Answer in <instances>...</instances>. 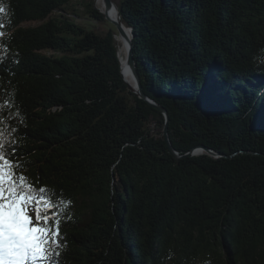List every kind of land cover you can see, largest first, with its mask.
Returning <instances> with one entry per match:
<instances>
[{
    "label": "trees",
    "instance_id": "16d2710c",
    "mask_svg": "<svg viewBox=\"0 0 264 264\" xmlns=\"http://www.w3.org/2000/svg\"><path fill=\"white\" fill-rule=\"evenodd\" d=\"M0 6V130L71 201L59 264H264V0L116 4L173 149L221 155L179 160L95 0Z\"/></svg>",
    "mask_w": 264,
    "mask_h": 264
},
{
    "label": "snow or ice",
    "instance_id": "6c2138e0",
    "mask_svg": "<svg viewBox=\"0 0 264 264\" xmlns=\"http://www.w3.org/2000/svg\"><path fill=\"white\" fill-rule=\"evenodd\" d=\"M15 153V138L6 141L0 130V264H59L66 248L61 223L72 218L63 215L71 201L57 199L46 186L37 188Z\"/></svg>",
    "mask_w": 264,
    "mask_h": 264
},
{
    "label": "water",
    "instance_id": "95a60500",
    "mask_svg": "<svg viewBox=\"0 0 264 264\" xmlns=\"http://www.w3.org/2000/svg\"><path fill=\"white\" fill-rule=\"evenodd\" d=\"M103 4H104V7H105V10L106 12H109L111 10V8L113 7V5H115L113 3L112 0H103ZM116 9H117V6H116ZM105 20L108 21L109 23H111L118 35H120V37L122 38H126L127 37V33L126 31L129 32V37H128V42H127V47H128V50H127V60H126V67L128 70L131 71L132 73V77H133V80L135 82V87H131L127 82L126 80L124 79L123 75V79L126 83V85L128 86L129 90L131 92H133L137 97H139L140 99H142L143 101H145L148 105H150L151 107H153L154 109L160 111L164 118H165V123H164V127H163V136H164V140L166 142V145H167V148H168V151L169 153L177 160L181 159V158H185V157H190V156H194V155H199L198 153L199 152H203V154H206L212 158H219L221 157L220 154L208 149L207 147L205 146H197L195 147L193 150H191L190 152H188L187 154H184V155H180L178 152H176L171 143H170V140H169V135H168V121H169V118H168V114L166 112V110L158 105L157 103L153 102L151 99H149L147 96L144 95L143 93V89H142V85H141V82H140V78H139V75H138V72L136 70V66H135V60H134V54H133V43H132V38H133V34L131 33V29L129 28H126L121 20H120V16H119V13H118V9H117V15H118V19L115 21L113 19H111L107 14H104L102 13ZM121 74H122V71H121Z\"/></svg>",
    "mask_w": 264,
    "mask_h": 264
},
{
    "label": "bare ground",
    "instance_id": "6f19581e",
    "mask_svg": "<svg viewBox=\"0 0 264 264\" xmlns=\"http://www.w3.org/2000/svg\"><path fill=\"white\" fill-rule=\"evenodd\" d=\"M95 5L97 9L102 11L104 14H107L111 19L115 21L118 19L116 5H113V7L111 8L109 12H106L104 4H103V0H95ZM126 33H127L126 38H122V37L117 38V41L120 43V47L118 50V57H119L121 65L124 67V73H123V70L121 69L124 79L131 87H135V82L133 80L132 73L130 70L127 69L126 64H125L127 60V50H128L127 42H128L129 32L126 31Z\"/></svg>",
    "mask_w": 264,
    "mask_h": 264
},
{
    "label": "rangeland",
    "instance_id": "374dc122",
    "mask_svg": "<svg viewBox=\"0 0 264 264\" xmlns=\"http://www.w3.org/2000/svg\"><path fill=\"white\" fill-rule=\"evenodd\" d=\"M112 1H113V3L116 5V4L118 3L119 0H112ZM95 8L97 9L96 5H95ZM97 10H99V9H97ZM99 12L103 13V12L100 11V10H99ZM99 28H100V29H103V26H102V25H99ZM116 32H117V31H116ZM119 37H120V35H118V33H117V35L115 36V41H116V43H117L118 50H119V47H120V43L117 41V38H119ZM121 39H122V38H121ZM119 63H120V60H119ZM125 64H126V63H125ZM120 65H121V63H120ZM121 69L123 70V73H124V67H123L122 65H121ZM151 129H152V133H153V134H157L158 132H160V129H158V127L156 126L155 123L151 126ZM198 154L201 155V154H203V152H199Z\"/></svg>",
    "mask_w": 264,
    "mask_h": 264
}]
</instances>
